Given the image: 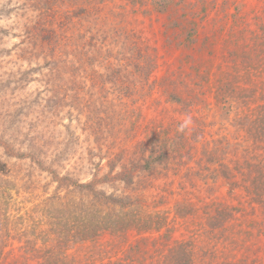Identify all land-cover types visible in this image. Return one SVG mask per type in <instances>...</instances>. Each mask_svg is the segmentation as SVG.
Instances as JSON below:
<instances>
[{
    "label": "trees",
    "instance_id": "16d2710c",
    "mask_svg": "<svg viewBox=\"0 0 264 264\" xmlns=\"http://www.w3.org/2000/svg\"><path fill=\"white\" fill-rule=\"evenodd\" d=\"M14 1L21 60L35 63L29 70L59 101L82 106L94 139L70 158L53 142L37 145L42 137L14 155L24 162L22 187L49 211L42 245L19 238L18 253L0 251V264H264V0L152 1L175 29L198 5L196 42H174L180 33L167 38L165 27L166 52H186L165 64L157 45L129 43L123 26L128 4L137 12L146 2ZM124 49L136 54L137 72L110 62ZM155 92L188 115L197 107L198 122L150 125L127 143L114 135L108 122H141L123 103ZM207 107L228 132L211 131ZM3 143L9 152L16 145ZM9 172L0 159V173ZM15 186L6 182L5 193Z\"/></svg>",
    "mask_w": 264,
    "mask_h": 264
},
{
    "label": "rangeland",
    "instance_id": "374dc122",
    "mask_svg": "<svg viewBox=\"0 0 264 264\" xmlns=\"http://www.w3.org/2000/svg\"><path fill=\"white\" fill-rule=\"evenodd\" d=\"M140 1L146 2L145 5H148L145 7L138 4L139 10L135 12L134 6L128 4L127 7L129 8L123 15V26L131 36L129 43L138 38L144 47L157 45L161 58L160 62H164L163 64L177 60L180 56L181 58L184 57L186 52L181 54L180 50L174 49L166 52V47L163 44L170 35L172 37L177 35L176 32L180 34L176 36L174 42L184 40L187 43L198 40V5L192 11L193 14L188 12L183 18L188 22H183L179 28L175 29L174 25L177 22L172 20L173 16H169L168 13L153 12L152 9L158 10L159 7L153 6L152 1L159 2V0ZM125 2L127 1L125 0ZM15 3L14 0H0V142L5 144L10 141L16 144L11 148V152L8 150L10 147L0 146V159L2 162H6L10 170L8 174L2 175L0 173V251L5 253L12 250L18 253L19 247L23 246L19 238L35 237L37 246L42 245L43 238L40 234L45 226L46 212L49 211V206L41 198L36 197L39 192L30 193L26 191L25 187H22L24 179L21 174H23L22 171H24L25 166L22 167L24 162L15 158L14 155L18 153L28 155L31 152L28 147L29 140L42 137L37 145L40 144V140L49 144L53 142L57 150L66 149V156L70 158L75 154H85L89 143L94 139L90 136L89 129L86 128L88 122L84 121L87 113L82 106L79 104L77 107L75 105L69 106L68 100L59 101L55 95L56 90L45 82V77L43 78L41 74L29 70V66L35 63L30 64L21 60L19 54H22L21 50L26 48L22 44V41L26 40V35L22 26L16 29L15 23L19 18L16 14L21 13V11L16 10L17 3ZM111 5L112 3L106 8L111 7ZM20 22L23 25L24 20L22 19ZM167 25L170 30L167 38H165L166 35L163 34V31ZM122 52L124 54L114 55L110 62H113L115 66L121 64V66L128 67L125 70L127 73L131 68L137 72V60L134 58L136 54L133 49L129 53H126V49ZM97 68L100 70L102 66L98 65ZM162 71L161 69L160 72L155 73L154 78H158ZM135 80L136 77H133L132 82ZM140 93H146L145 89L140 90ZM132 96L128 103H123L124 106L121 107L129 108L131 114L134 111H141L142 114L139 113L141 122H108L116 128L113 132L114 135L119 136L120 139L124 138L125 141L145 132L147 126L150 125L187 122L192 126L194 122H198V115L201 113H198L196 107L192 112L194 117L188 115L185 108L176 102L167 101L158 92L148 96L146 101L133 99ZM209 102L211 101L209 100ZM208 108L203 110L208 121L216 123L211 127V131L215 132L222 128L221 130L228 132L227 126L229 125H224L225 120H221L223 122L221 124L219 116L215 115L216 112ZM41 114L42 117L37 122V117L40 118ZM13 122L14 124L9 128ZM119 124H126L129 128L128 131H121L122 129L118 128ZM6 128H9L8 131ZM36 152L38 153L39 150ZM8 181L16 186L5 193V184ZM158 182L159 180L154 183ZM23 231H25V235H22Z\"/></svg>",
    "mask_w": 264,
    "mask_h": 264
},
{
    "label": "clouds",
    "instance_id": "9594fccd",
    "mask_svg": "<svg viewBox=\"0 0 264 264\" xmlns=\"http://www.w3.org/2000/svg\"><path fill=\"white\" fill-rule=\"evenodd\" d=\"M187 122H185V124H186ZM185 124H182L181 126H180V130L182 131L183 130V128L185 127Z\"/></svg>",
    "mask_w": 264,
    "mask_h": 264
}]
</instances>
